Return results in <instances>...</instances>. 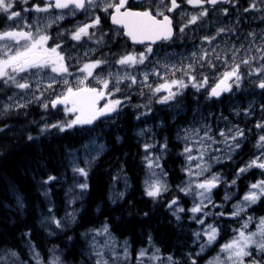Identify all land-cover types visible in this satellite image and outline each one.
I'll list each match as a JSON object with an SVG mask.
<instances>
[{"label": "snow or ice", "instance_id": "snow-or-ice-1", "mask_svg": "<svg viewBox=\"0 0 264 264\" xmlns=\"http://www.w3.org/2000/svg\"><path fill=\"white\" fill-rule=\"evenodd\" d=\"M0 17V116L25 119L28 147L67 141L59 174L33 177L62 248L42 258L31 231H0V264H264V0H0ZM97 174L108 203L138 187L183 243L107 214L85 226ZM5 187L24 215L26 192Z\"/></svg>", "mask_w": 264, "mask_h": 264}, {"label": "trees", "instance_id": "trees-1", "mask_svg": "<svg viewBox=\"0 0 264 264\" xmlns=\"http://www.w3.org/2000/svg\"><path fill=\"white\" fill-rule=\"evenodd\" d=\"M0 21H2V17H0ZM28 119L38 120L39 115L34 110ZM5 123L10 126L11 130L6 129L5 133H0V200H3L8 206H0V231L10 234L8 236L10 244L13 243L12 234H14L15 240L19 241L22 231H31L35 237L32 243L37 245L38 250H41V257L43 258L44 252L52 249L53 246L58 249L62 248L64 238L48 237L40 229V212L45 210L44 197L41 195L42 189L36 185L33 177L35 176L37 180L40 179L45 170L59 174L61 164L59 155L63 152L62 145L67 141L51 139L38 146L28 147L24 142L25 119L15 116L7 118L0 116V127H3ZM32 134L36 135V132L33 131ZM128 135L131 137V133ZM131 143L134 144L135 141L132 140ZM128 147L129 145L126 143L123 151H127ZM132 151L135 152V149L133 148ZM115 156H119L121 159L126 158L122 152H116ZM108 166L105 165V167ZM70 176L71 173L68 174L65 181L52 188V199L55 204L61 207H63L65 200V190L71 181ZM11 180H15L18 187L27 194L26 211L20 217L16 216L15 205L11 203L14 197H11V193L7 192L5 187L6 183ZM108 180L109 177L106 175L97 174L93 177L91 195L83 202V208L80 209V214L83 217L82 223L85 226H90L91 223H99L104 219V214H107L114 220L119 217L118 223L122 222L125 230L130 234L134 233L137 239L142 238L145 228H149L154 230L153 235L156 238L162 239L170 246H179L183 243V240L178 239L177 234L169 226L166 211L160 207L153 208L151 204L145 203L146 198L141 197L138 187L126 196L125 202L118 205L108 203L106 201ZM115 187L116 190H122L121 185ZM134 187L136 186L134 185ZM128 199L133 201L134 208L130 209L126 203ZM98 203L100 204L99 212L96 207ZM129 210L133 212L131 217L128 216ZM143 211H148L149 217L144 218L142 216ZM137 212L140 215H137ZM13 221L15 222L13 223ZM83 230L81 227L78 231ZM136 246L139 247L138 244ZM20 247L24 249L25 255H29L25 244H21Z\"/></svg>", "mask_w": 264, "mask_h": 264}, {"label": "rangeland", "instance_id": "rangeland-1", "mask_svg": "<svg viewBox=\"0 0 264 264\" xmlns=\"http://www.w3.org/2000/svg\"><path fill=\"white\" fill-rule=\"evenodd\" d=\"M70 183H71V181H70ZM51 258V256L49 257V259Z\"/></svg>", "mask_w": 264, "mask_h": 264}, {"label": "flooded vegetation", "instance_id": "flooded-vegetation-1", "mask_svg": "<svg viewBox=\"0 0 264 264\" xmlns=\"http://www.w3.org/2000/svg\"><path fill=\"white\" fill-rule=\"evenodd\" d=\"M250 23H252V22H250ZM253 26H254V24H253Z\"/></svg>", "mask_w": 264, "mask_h": 264}]
</instances>
